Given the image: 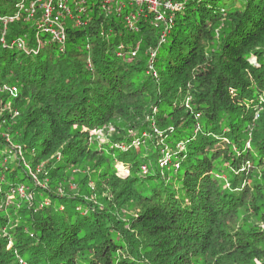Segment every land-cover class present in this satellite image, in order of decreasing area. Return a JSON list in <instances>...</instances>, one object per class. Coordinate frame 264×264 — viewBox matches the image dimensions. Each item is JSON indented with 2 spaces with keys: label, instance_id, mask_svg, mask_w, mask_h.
Segmentation results:
<instances>
[{
  "label": "trees",
  "instance_id": "trees-1",
  "mask_svg": "<svg viewBox=\"0 0 264 264\" xmlns=\"http://www.w3.org/2000/svg\"><path fill=\"white\" fill-rule=\"evenodd\" d=\"M18 1L0 0V264H264V0H187L163 37L91 1L62 50L40 12L7 25L26 49L3 45Z\"/></svg>",
  "mask_w": 264,
  "mask_h": 264
},
{
  "label": "built area",
  "instance_id": "built-area-1",
  "mask_svg": "<svg viewBox=\"0 0 264 264\" xmlns=\"http://www.w3.org/2000/svg\"><path fill=\"white\" fill-rule=\"evenodd\" d=\"M91 1L99 2L100 8L107 11L115 10L119 12L127 5H134L136 6L135 10L126 16L127 24L133 27L134 20L137 17L148 18V16H152L151 23L156 28L162 29L163 37L171 31L175 23L174 16L176 12L184 9L187 0H19L17 14L4 19L5 30L1 38L2 43L4 46L26 49L27 40L25 38L20 37L11 43L8 42L6 38L7 25L19 18L22 11L25 12L28 20L35 19L38 12H40L41 17L36 26L37 42L41 44V35L47 34L50 36V40L56 42L62 50L67 42L68 23L81 24L82 15L89 11L88 5ZM0 91L16 95L17 88L0 85ZM3 103L4 100L0 98V107ZM163 164L165 165L164 162L161 163V165ZM176 167L179 169L178 165ZM18 191L24 195L23 187H20Z\"/></svg>",
  "mask_w": 264,
  "mask_h": 264
},
{
  "label": "rangeland",
  "instance_id": "rangeland-1",
  "mask_svg": "<svg viewBox=\"0 0 264 264\" xmlns=\"http://www.w3.org/2000/svg\"><path fill=\"white\" fill-rule=\"evenodd\" d=\"M234 1L235 0H217V1H215V4L217 5V6H226V7H228V6H230V5H232L233 3H234ZM238 1H240V0H238ZM114 5H116V3H114ZM137 12V11H136ZM93 133H96V134H98V136H99V138H100V140H102V145H104V143H107V141H108V135H107V133H105V132H96V131H94ZM123 170V169H122Z\"/></svg>",
  "mask_w": 264,
  "mask_h": 264
}]
</instances>
